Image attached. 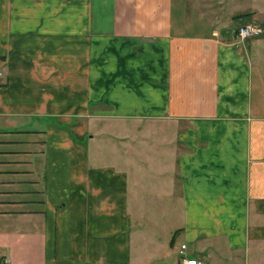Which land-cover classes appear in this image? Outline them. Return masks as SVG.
Returning a JSON list of instances; mask_svg holds the SVG:
<instances>
[{
  "label": "crops",
  "instance_id": "crops-1",
  "mask_svg": "<svg viewBox=\"0 0 264 264\" xmlns=\"http://www.w3.org/2000/svg\"><path fill=\"white\" fill-rule=\"evenodd\" d=\"M204 2L0 0V264H264L262 33Z\"/></svg>",
  "mask_w": 264,
  "mask_h": 264
},
{
  "label": "rangeland",
  "instance_id": "rangeland-1",
  "mask_svg": "<svg viewBox=\"0 0 264 264\" xmlns=\"http://www.w3.org/2000/svg\"><path fill=\"white\" fill-rule=\"evenodd\" d=\"M209 3L207 4L204 2L205 5H209L208 11L211 12V16L213 14L221 16L223 19L229 21L231 17L240 14V13H245L248 12L245 15H237L236 17L239 16H250V18L246 17L245 19L240 20L239 22L235 23L233 28L236 27V25L247 22V21H253L256 22L259 26L262 27V36H259L258 39V48L253 50V53H250L249 57L254 63V66L257 67L262 75L264 76V0H207ZM189 2H193V0H189ZM260 46V47H259ZM152 139H155V134L154 132H149V136L146 139L148 143L152 141ZM127 142L130 144L134 145L130 138L126 139ZM134 141V140H133ZM126 146H123L122 149L120 150V154L122 156L127 155L126 152ZM147 150V149H146ZM141 150L139 152H135L134 155L136 157V162H138L143 166V169L138 171V173H135L136 175H139L140 178L143 179V183L146 182V179H149L150 181H153L155 178V174L153 170L154 166L156 165L157 161L160 159V157L157 156L156 153L153 151H146ZM136 151V150H135ZM158 164V163H157ZM151 177V178H149ZM150 196H148L149 198ZM151 203L150 206V217L153 218V220L156 219V212H158L155 209V203H154V197H151ZM175 218V216H173ZM150 230L157 231L154 226H149Z\"/></svg>",
  "mask_w": 264,
  "mask_h": 264
},
{
  "label": "built area",
  "instance_id": "built-area-1",
  "mask_svg": "<svg viewBox=\"0 0 264 264\" xmlns=\"http://www.w3.org/2000/svg\"><path fill=\"white\" fill-rule=\"evenodd\" d=\"M262 32V27L253 21H247L236 25L233 29L234 37L237 41L241 42L246 38L258 35ZM184 244L180 245L179 253H183ZM180 264H201V262L194 257H180Z\"/></svg>",
  "mask_w": 264,
  "mask_h": 264
},
{
  "label": "trees",
  "instance_id": "trees-1",
  "mask_svg": "<svg viewBox=\"0 0 264 264\" xmlns=\"http://www.w3.org/2000/svg\"><path fill=\"white\" fill-rule=\"evenodd\" d=\"M247 13H248V12H245V13L243 12V13H240V14H241V15H245V14H247ZM240 14H238V15H240Z\"/></svg>",
  "mask_w": 264,
  "mask_h": 264
}]
</instances>
